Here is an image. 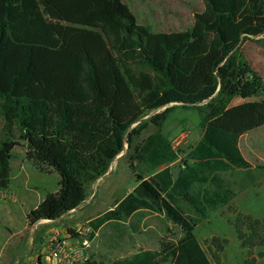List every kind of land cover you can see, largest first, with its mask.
I'll list each match as a JSON object with an SVG mask.
<instances>
[{
	"label": "trees",
	"instance_id": "trees-1",
	"mask_svg": "<svg viewBox=\"0 0 264 264\" xmlns=\"http://www.w3.org/2000/svg\"><path fill=\"white\" fill-rule=\"evenodd\" d=\"M203 4L190 27L164 32L138 24L123 0H0V188L9 185L19 140L37 170L59 176L58 188L27 213L28 226L79 207L127 145L135 165L161 168L146 178L137 174L134 188L89 226L96 231L147 210L177 225L180 235L109 264L219 261L194 228L235 196L224 173L251 178L253 169L264 170L238 143L264 125V98L250 99L264 96V78L241 50L246 39L262 42L264 0ZM235 98L243 102L233 105ZM180 106L196 110L201 135L182 152L174 175L169 164L180 155L161 127ZM149 123L156 131L136 143ZM233 226L242 247L264 246V217L239 213ZM223 243L211 238L217 250Z\"/></svg>",
	"mask_w": 264,
	"mask_h": 264
},
{
	"label": "rangeland",
	"instance_id": "rangeland-1",
	"mask_svg": "<svg viewBox=\"0 0 264 264\" xmlns=\"http://www.w3.org/2000/svg\"><path fill=\"white\" fill-rule=\"evenodd\" d=\"M138 24H146L153 31L184 30L193 22V12L202 10L203 0H123ZM246 39L241 50L246 59L260 73L264 74V34ZM258 38V37H257ZM252 97L251 100L263 99ZM243 102L235 98L232 104ZM161 107L149 113L164 110ZM148 116L144 117L147 118ZM2 121L0 119V133ZM157 127L151 123L136 139L141 143L145 137L155 132ZM161 131L171 139L183 135L175 148L179 158L169 164L174 175L181 165L184 151L194 144L200 134L199 116L193 108L177 107L162 124ZM17 132L15 137H17ZM239 148L243 156L252 164L264 165V125L244 133L239 138ZM25 143L19 140L11 152L10 182L0 188V264H49L48 252L61 242L69 252L80 253L77 263L87 258L109 264L111 260L128 257L139 250H158L166 240H175L180 235L177 225L167 221L162 214L154 211H141L129 218L109 222L94 231L89 221L129 193L137 184V174L149 177L153 171L145 164H134L130 159L132 150H124L111 162L107 172L88 186L86 200L74 211L62 215L54 221L41 220L32 226L26 222L27 213L44 196L58 188L59 176L56 172L37 170L25 156ZM132 164V166H131ZM246 177L239 171L226 172L224 177L235 190L230 202L207 216L195 225L194 232L211 259L210 252H219V261L213 264H244L246 258L255 257L253 264H264V246L250 250L240 245L233 221L241 214L264 217V170L251 171ZM71 229V233L68 232ZM75 234H78L75 236ZM226 239L221 250L211 244V238ZM261 252V255L259 253ZM170 264V263H164Z\"/></svg>",
	"mask_w": 264,
	"mask_h": 264
},
{
	"label": "built area",
	"instance_id": "built-area-1",
	"mask_svg": "<svg viewBox=\"0 0 264 264\" xmlns=\"http://www.w3.org/2000/svg\"><path fill=\"white\" fill-rule=\"evenodd\" d=\"M184 136L180 135L171 141L172 147L175 149L180 142L183 140ZM80 253L69 252L65 249L64 244L61 242H56V244L51 248L50 252L47 254L49 264H78L76 259H79Z\"/></svg>",
	"mask_w": 264,
	"mask_h": 264
},
{
	"label": "crops",
	"instance_id": "crops-1",
	"mask_svg": "<svg viewBox=\"0 0 264 264\" xmlns=\"http://www.w3.org/2000/svg\"><path fill=\"white\" fill-rule=\"evenodd\" d=\"M262 75V77L264 78V74H261ZM201 135V134H200ZM200 137V136H199ZM199 139V138H198ZM75 210V209H74ZM74 210H71V211H74ZM70 211V212H71ZM69 213V212H68ZM44 221H50V220H44ZM54 221V220H53Z\"/></svg>",
	"mask_w": 264,
	"mask_h": 264
}]
</instances>
